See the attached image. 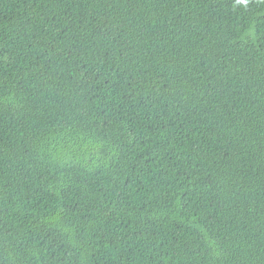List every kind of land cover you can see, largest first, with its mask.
Wrapping results in <instances>:
<instances>
[{
    "label": "trees",
    "instance_id": "obj_1",
    "mask_svg": "<svg viewBox=\"0 0 264 264\" xmlns=\"http://www.w3.org/2000/svg\"><path fill=\"white\" fill-rule=\"evenodd\" d=\"M0 264H264V0H0Z\"/></svg>",
    "mask_w": 264,
    "mask_h": 264
}]
</instances>
